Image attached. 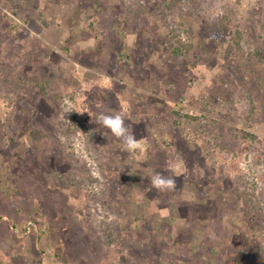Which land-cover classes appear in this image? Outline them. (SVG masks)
Returning a JSON list of instances; mask_svg holds the SVG:
<instances>
[{
    "label": "rangeland",
    "instance_id": "1",
    "mask_svg": "<svg viewBox=\"0 0 264 264\" xmlns=\"http://www.w3.org/2000/svg\"><path fill=\"white\" fill-rule=\"evenodd\" d=\"M101 2L115 58L82 50ZM69 3L0 0V264H264V0ZM139 69L181 71L153 82L170 137L128 152L98 115L148 83Z\"/></svg>",
    "mask_w": 264,
    "mask_h": 264
},
{
    "label": "crops",
    "instance_id": "2",
    "mask_svg": "<svg viewBox=\"0 0 264 264\" xmlns=\"http://www.w3.org/2000/svg\"><path fill=\"white\" fill-rule=\"evenodd\" d=\"M69 2H71V3H69V7H71V11L74 9V7L75 8L78 7V4H79V6L86 5L84 3V0L82 2L78 1L77 4L75 3V0H69ZM102 4L103 3L101 2V3H98V5H97L98 8H96L97 11H96V17H95V19H96L95 24H96V26L105 27L104 26L105 24L107 26L105 27L104 31L101 32L99 39L97 41L94 40L93 38L86 40L85 46L82 47V50L88 49L89 50V56H91V57L96 56L95 58H98V59H100L101 57L107 58V59L115 58L117 56V54L115 52L116 50H114L113 48H111V50H110L109 48L113 44L116 45V42H118L119 37L117 36V32L114 29V26H115L114 19L111 16L108 17L106 9H104V10L101 9ZM140 18H144V17L140 16ZM143 24H144L143 21H141V23L139 22V26L140 25L142 26ZM162 24H165V19H163ZM134 32H137V29L132 28L131 30L130 29L128 30L129 38L131 40H134V36H133ZM79 39H80L79 37L72 38V41L74 42L73 47H75L76 42L80 43ZM97 44H99V45H97ZM130 46L134 48L135 43H131ZM89 56H86V57H89ZM84 62H85L84 65H86V68L89 69L90 72H99V71L94 70L95 65H94V62L92 61V59L90 57L86 58L84 60ZM103 64L104 65H99L97 69H104L108 63L106 61H104ZM113 68H114L113 70H115V73L117 76L120 73V76H118L119 77L118 78L119 83L113 82V85L118 86V85H120V83L121 84L124 83V80L122 78L125 75V73L123 72V69H121L120 63H118V64L115 63ZM139 70L144 71V72H145V70H148L147 75H146V76H148L147 77L148 83H145V85H142V87L139 89V91L136 90L137 94L132 95V98L129 97V99L123 97L122 93L116 92L115 98L110 101L111 103L104 102L105 106L107 107V109H114V110L118 111L125 118V125L128 127L129 132L134 135V137L137 139L138 142L140 140H143L145 137H148V134H150L152 136V138L156 137V135L158 134V135H160V137L167 139L170 137V130L166 129V126H164L162 124H158L156 122H153L155 120L150 119L149 115H151L150 113L155 112V111H157V113L159 111H162V108H163L165 103L171 105V103H174V100L172 98H168V96L162 98L161 95L159 94L160 92L157 91V89H158L157 85L153 86V82H159L160 78L172 79L173 81L178 82L179 73L181 70L180 69L179 70L178 69H139ZM256 70H258V69H256ZM102 74H104V73L103 72L100 73V75H102ZM161 75H162V77H159ZM180 78H181V74H180ZM177 88L178 89H175V90L178 92V95L180 94V96H186V95H184L185 90H184V92L182 91V87L177 86ZM185 89L187 92V88H185ZM202 89L203 88H201V90ZM178 90L181 91V93ZM196 91H194V93ZM138 92H140V93H138ZM199 94H201V93L199 92L198 95ZM173 95L175 96V94H173ZM125 107H129V108L133 107L134 109H137V110L139 109V114L142 118L141 124L131 123L129 121V119L122 113V109ZM142 109H144L145 111L143 112ZM106 114H111V113H109L107 111ZM168 128H171V127L168 126ZM158 129H160V130H158ZM102 130L104 132H106L105 134L108 135L109 139L115 138L103 126H102ZM125 167L130 168L132 171L134 170L133 165H131V166L125 165ZM184 199H186V197H182L181 200H184ZM163 202L164 201L162 199V203ZM205 256L206 255L203 254L201 258L203 260H205L204 259Z\"/></svg>",
    "mask_w": 264,
    "mask_h": 264
},
{
    "label": "clouds",
    "instance_id": "3",
    "mask_svg": "<svg viewBox=\"0 0 264 264\" xmlns=\"http://www.w3.org/2000/svg\"><path fill=\"white\" fill-rule=\"evenodd\" d=\"M69 111H71V105L66 109V112ZM109 113L111 114L99 113V123L107 129L113 137L120 140L128 152H135L137 149L141 148V143L137 141L125 125V118L114 109H109ZM149 180L151 186L160 191L171 190L175 187L174 179L166 178L160 173L152 175L149 177Z\"/></svg>",
    "mask_w": 264,
    "mask_h": 264
},
{
    "label": "built area",
    "instance_id": "4",
    "mask_svg": "<svg viewBox=\"0 0 264 264\" xmlns=\"http://www.w3.org/2000/svg\"><path fill=\"white\" fill-rule=\"evenodd\" d=\"M11 17L15 18L12 14H9Z\"/></svg>",
    "mask_w": 264,
    "mask_h": 264
}]
</instances>
